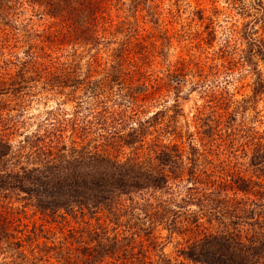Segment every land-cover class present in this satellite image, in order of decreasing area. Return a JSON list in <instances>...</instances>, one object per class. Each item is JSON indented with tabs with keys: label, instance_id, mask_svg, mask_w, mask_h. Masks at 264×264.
I'll use <instances>...</instances> for the list:
<instances>
[{
	"label": "rangeland",
	"instance_id": "1",
	"mask_svg": "<svg viewBox=\"0 0 264 264\" xmlns=\"http://www.w3.org/2000/svg\"><path fill=\"white\" fill-rule=\"evenodd\" d=\"M74 1V7L84 6L81 21L67 5L50 17L33 1L0 0V133L12 151L25 154L22 137L37 128L50 129V123L67 147L72 141L74 146H95L117 159L137 156L143 161L151 156L150 145L157 144L174 147L187 167L191 146L201 182L195 191L244 204L246 196L232 195L229 187L230 177L249 173L238 147L242 140L231 130L240 121L259 131L263 125L254 118L263 103H243L253 75L241 59L240 39L247 26L264 42L259 13L248 0H88L87 6L84 0ZM256 1L264 9V0ZM211 96L221 99L213 104ZM102 110L129 117L124 131L135 128L138 119L157 115L145 125L140 149L137 144L110 148L97 136L107 137V132L91 118ZM73 120L77 126L93 122L88 134L77 139L69 128ZM170 186L171 194L161 199L169 197L175 208L190 185L181 175ZM9 203L13 219L0 211L8 235L0 237V264H66L81 257L91 236L86 229L106 226L108 237L123 234V227L108 224L102 214L85 228L69 218L50 220L22 203ZM180 211L196 210L188 206ZM120 220L122 226L139 225L130 216ZM176 220L170 232L155 226L151 235L157 247L148 255L156 260L161 251L171 264H192L180 251L221 227L201 216L196 223L183 216ZM138 241L144 248L150 243L144 237ZM102 264L117 262L105 259Z\"/></svg>",
	"mask_w": 264,
	"mask_h": 264
},
{
	"label": "trees",
	"instance_id": "2",
	"mask_svg": "<svg viewBox=\"0 0 264 264\" xmlns=\"http://www.w3.org/2000/svg\"><path fill=\"white\" fill-rule=\"evenodd\" d=\"M29 1L50 17L57 16L66 5L79 21L84 12V6L74 7V0ZM87 2L84 0L83 5L87 6ZM248 2L250 8L264 19L260 3L256 0ZM76 19L73 22H77ZM245 27L240 32L244 42L241 59L250 69L253 80L250 95L243 103H263L262 111L254 114L258 125H263L259 131L240 121L231 130L234 138L242 140L238 147L249 173L244 177L239 174L230 177L229 187L232 195L246 196L241 199L244 204L235 199L231 202L215 200L211 193L203 197L195 191L193 186L201 185V182L196 175L198 155L194 147L189 146L187 167L174 147L157 144L150 145L151 156L143 161L137 156L117 159L97 151L95 146L91 149L84 145L74 146L72 141L67 147L59 142L62 139L59 130L50 123V129L37 128L22 137L20 149H26L25 154L14 153L0 133V211H7L8 219H13L9 200H14L50 220L69 218L88 228V221L102 214L108 224L123 227V234L111 237L105 234L106 226L86 229V234L91 236L88 244L84 243L81 257L66 264H102L105 259L117 264H171L161 251L154 255L156 260L150 258L148 253L157 247L151 234L156 225H163L167 232L173 231L179 216L190 223H196L201 216L207 223L215 222L221 227L219 231L202 234L180 251L190 263L264 264V42L255 39L251 30ZM210 98L209 102L213 104L221 99ZM156 115L153 113L143 121H134L135 128L128 127L126 131L124 127L129 117L124 113L102 110L91 118L99 126L98 130L107 132V137L97 134L105 142L103 145L128 148L137 144L140 149L145 125ZM93 122L82 121L77 126L78 121L73 120L69 128L75 130L79 139L80 134H88ZM16 124L20 123L16 121ZM181 175L190 187L185 189L188 193L180 200L181 204L174 208L172 199L161 197L171 194V181ZM188 206L196 211H180ZM123 216L133 217L139 225L127 223L122 226L120 219ZM7 223L10 222L7 220ZM4 227L6 221L2 220L1 238L8 236ZM140 236L150 240L146 248L138 241ZM13 245L19 247L17 243Z\"/></svg>",
	"mask_w": 264,
	"mask_h": 264
}]
</instances>
